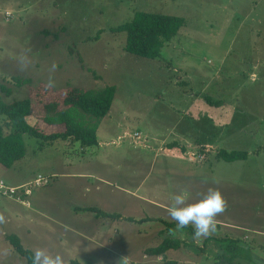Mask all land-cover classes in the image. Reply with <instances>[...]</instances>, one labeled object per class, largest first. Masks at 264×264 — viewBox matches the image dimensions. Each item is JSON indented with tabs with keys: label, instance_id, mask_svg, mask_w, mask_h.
I'll use <instances>...</instances> for the list:
<instances>
[{
	"label": "rangeland",
	"instance_id": "374dc122",
	"mask_svg": "<svg viewBox=\"0 0 264 264\" xmlns=\"http://www.w3.org/2000/svg\"><path fill=\"white\" fill-rule=\"evenodd\" d=\"M137 12L187 21L160 59L128 54L127 34L113 31ZM21 54L30 61L24 71ZM52 63L58 65L56 86L45 90ZM0 83L5 87L0 102L30 100L28 122L45 134L62 130L42 121L48 105L64 109V99L74 89L116 88L112 110L96 132L100 145L86 148L71 140L47 145L23 136L26 158L7 177L14 181L31 176L30 183L42 175L49 184L32 197L41 209L32 205L11 210L0 203V264H26L5 240L7 234L15 233L33 253L49 248L39 243L42 217L66 230L56 235L53 228L47 236L50 244L57 240L61 245L57 251L66 264H139L144 251L162 240L152 234L176 224L167 208L182 189L194 202L209 187L218 188L227 210L216 221L236 218L229 211L232 204L240 210L264 208V0H0ZM5 120L0 115V125ZM185 126L189 132L183 136ZM135 133L141 136L138 144L129 137ZM193 139L212 147L204 162H190L181 149ZM173 141L180 147L163 146ZM221 150L245 151L249 157L226 163L217 159ZM81 180L88 182L82 190L75 186ZM83 194L87 200L81 203L87 207L154 220L133 224L100 218L98 229L89 221L93 213H72L74 221L86 223L72 229L59 219L67 211L61 206H70ZM20 213L25 224L5 220ZM169 237L185 239L180 233L169 232ZM169 254L166 261L181 263L174 252Z\"/></svg>",
	"mask_w": 264,
	"mask_h": 264
},
{
	"label": "trees",
	"instance_id": "16d2710c",
	"mask_svg": "<svg viewBox=\"0 0 264 264\" xmlns=\"http://www.w3.org/2000/svg\"><path fill=\"white\" fill-rule=\"evenodd\" d=\"M186 25L187 21L182 17L153 12H137L130 22L113 29V31L127 34L125 51L128 54L141 59L157 60L160 59L164 48ZM0 90L5 92V87L1 83ZM115 96L116 88L114 86H108L99 91L74 89L64 99V109L60 110L54 104L46 107V114L42 120L44 124L62 128L60 132L52 134H45L28 122V118L32 115L30 100L13 101L11 104L0 102V115L6 118L5 122L0 125V166L10 170L26 158L27 149L23 139L24 135H30L47 145H53L58 140L80 142L86 148L99 145L96 132L101 122L111 112ZM85 117L89 118L88 121L85 120ZM43 147L44 144L41 145V149ZM248 157L249 154L245 151L221 150L217 154V159L226 163L246 161ZM89 211L97 213L98 217L105 219H122L118 214H108L95 208H91ZM152 220L154 219L136 221L132 218H125V221L133 224ZM169 226L175 227L176 224H169ZM6 240L14 251L25 259L26 264H31L29 257L33 252L25 249L16 235H7ZM184 244L179 240L167 239L157 248L147 250L146 254L152 257H163L165 264H179L175 261H166V254L170 250L181 249ZM230 249L231 243L224 245V254L219 264H231V261L237 257L230 254Z\"/></svg>",
	"mask_w": 264,
	"mask_h": 264
},
{
	"label": "crops",
	"instance_id": "0c3cea01",
	"mask_svg": "<svg viewBox=\"0 0 264 264\" xmlns=\"http://www.w3.org/2000/svg\"><path fill=\"white\" fill-rule=\"evenodd\" d=\"M7 13H10V12H7ZM11 17H12V15H11ZM256 67H259V66H255V68ZM180 132L183 136H186V134L189 132V128L187 126H185L184 129L180 130ZM129 137H130V135H129ZM123 138H125V137H123ZM123 138L120 139V142L123 140ZM133 141H134V143L138 144L137 141H135V140H133ZM153 141L156 143H159L158 139H153ZM108 144L115 145L114 142L108 143ZM163 144H164L163 146L166 149L167 148L170 149V148L180 147V144L178 141H173L172 143H166V144L163 143ZM185 144H186L185 146H183L181 144V149L184 151L185 154L187 153L186 154L187 156H188V154L205 153L206 160H207V156L212 153V147L210 145L199 144V141H197V139L196 140L193 139L192 144L188 143V145H187L186 142H185ZM99 145H100V143H99ZM196 147H198V149ZM195 148L198 151L197 150L194 151ZM189 149H190V151H189ZM205 151H208V152H205ZM217 154H218V152H217ZM14 169L17 170L18 166L16 165L14 167ZM20 170H22V169H20ZM8 172H9V170H7V169H5V171L0 169V179L5 180L8 184H10L12 186L24 185L25 183H29V180L32 179L31 176L25 177V178L20 179V180L16 179V177H15L14 181H12L11 179H9L7 177ZM79 179H85V178L82 177ZM79 182H82V183L75 185V186H77L78 189L82 190L83 188H85L88 185V182H86L85 180H81ZM74 190L75 189H73V191ZM33 196H34V193L31 196V198L29 199V204H30L29 207L21 205L17 202L11 201V200H4V201H2V203L4 205H7L9 207V209H11V210L14 209L15 207L31 208L32 205L36 209H41L42 205L37 203V201L35 199L33 200L32 199ZM68 198L74 199V197H72V196H70ZM81 198H82L81 200L74 199L72 204L68 207L61 206L63 209H65L67 211L64 213V215H60V213H59L60 221L64 225H67V226L71 227L72 229L74 228L77 230V228L84 227V225L86 223H77L76 221H74L71 218L72 213L78 214V213H82V212H89V213H93V217H95L89 221L91 222L92 225H94V226L96 225L98 227V229H100V224H101L100 218H102V217H98L97 213L91 212V211H89V209L95 208V209H99L101 211H103V210L98 208V207H92V206L87 207L85 205H82L81 201H85L87 199H86V196L84 194H83V196H81ZM260 200H264V196L262 198H260ZM257 207L252 209L250 206H247L244 209L240 210L239 207L235 206V204H232L229 211L233 216H236V218L229 217V219H226V220H220V221L217 220L216 232L210 236L201 237L199 240L193 239L194 228L191 225H189L188 228L186 227V228L178 230V231L175 230L176 226L171 227L169 225H166L164 227V229H160V230L154 232L152 234V237L155 240L157 238H160V237L162 238V240L158 241L159 246H160L163 243V241H165L167 239H170V240L174 239L173 237L172 238L169 237V232H170L169 230L170 229H173V231L170 232L173 236H175V234L180 233V235L183 238H185V239L179 240V241H182L183 243H185L184 246L179 250H170L166 254V259H167V255H170L169 254L170 252L171 253L174 252L175 259L176 258L181 259V263L178 262L177 260H172V261L178 262L179 264H219L220 259L224 254V252H223L224 245H227L228 243H231L230 254H234L235 256H237L236 258H234L231 261V264H257V262H259V264H264V208L259 209ZM103 212L108 213V214H113V213H109L106 211H103ZM114 214L117 215L118 213H114ZM118 215L121 216V218H122L120 220H125V218H130V217H123L121 214H118ZM6 216H8V215H6ZM65 216H67V217H65ZM16 217L19 218L20 220H18ZM16 217L15 218L11 217V218L5 219V220H9V221L12 220L16 224L17 223L20 224V222L24 223V221H26L24 218L25 216L21 213L19 215H17ZM35 217H36V215H35ZM42 218L44 219V221L42 223H40V224H42V228L40 229V230H42V232L40 234L41 238H40L39 243L45 242L46 245L49 247V248H47V250L50 253L55 254V251H57V249L59 247H61V245H59L57 243V240L53 241L54 244H50V242H49L50 239L48 240L47 236L51 237L48 234H49L50 230H53V228L55 229L53 231H56V235H60L62 232H65L66 230L64 228H59V225L56 223L57 221H52L51 219L44 218V217H42ZM29 219L32 220V217L29 216ZM102 219H105V218H102ZM33 221L38 222L37 220H33ZM136 221H138V220H136ZM36 222H34V223H36ZM165 224H169V223H165ZM14 230L19 231L17 229H14ZM36 230H38V229H36ZM165 231H166V233H165ZM19 232H26L27 234H31V231L29 229H26L24 231H19ZM42 233H43V235H42ZM7 235H16V234L11 233V234H7ZM7 235H5V240H6ZM43 236H45V238H42ZM17 237L21 240V238L19 236H17ZM34 241H35V239H34ZM228 241H230V242H228ZM41 246H43V245L41 244ZM73 246L77 247L78 244L74 243ZM44 247H46V246H44ZM157 247H155V248H157ZM147 250L144 251V255H143L142 259L139 261V264H150V262H152L154 264H162V263L157 262L156 258L164 261L163 257L149 256L146 254ZM57 252L60 253L59 250ZM148 260H150V261L148 262ZM72 262H74V261L72 260L71 264H72Z\"/></svg>",
	"mask_w": 264,
	"mask_h": 264
},
{
	"label": "clouds",
	"instance_id": "9594fccd",
	"mask_svg": "<svg viewBox=\"0 0 264 264\" xmlns=\"http://www.w3.org/2000/svg\"><path fill=\"white\" fill-rule=\"evenodd\" d=\"M29 64L27 55L21 54L19 57L20 70H26ZM57 68L56 63H52L49 67V76L44 85L45 90H51L56 86L53 74ZM189 196L188 190L182 189L171 197L172 202L167 212L176 222L175 230L178 231L191 225L194 228L193 239L195 240L212 235L217 229L216 218L227 210V200L218 188L212 187H209L207 192L194 202H189ZM3 222L4 216L0 215V223ZM29 259L31 264H66L65 259L59 253L53 255L46 248H37Z\"/></svg>",
	"mask_w": 264,
	"mask_h": 264
},
{
	"label": "built area",
	"instance_id": "2783aa9c",
	"mask_svg": "<svg viewBox=\"0 0 264 264\" xmlns=\"http://www.w3.org/2000/svg\"><path fill=\"white\" fill-rule=\"evenodd\" d=\"M5 17L7 20L11 18L10 13H6ZM130 137L140 142V134L135 133L133 136ZM208 152V151H205ZM189 161L192 163H201L204 162L206 159L205 153H198V154H189ZM49 184V180L42 175L38 176L33 182L21 185V186H12L8 184L5 180L0 179V203L4 200H11L17 202L24 206H30L29 199L33 195L35 190H38L44 186Z\"/></svg>",
	"mask_w": 264,
	"mask_h": 264
}]
</instances>
